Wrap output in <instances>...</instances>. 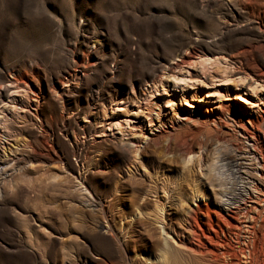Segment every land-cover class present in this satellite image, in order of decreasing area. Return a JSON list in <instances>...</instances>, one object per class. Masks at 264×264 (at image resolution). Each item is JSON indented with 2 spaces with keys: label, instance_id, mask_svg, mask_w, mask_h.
<instances>
[{
  "label": "rangeland",
  "instance_id": "obj_1",
  "mask_svg": "<svg viewBox=\"0 0 264 264\" xmlns=\"http://www.w3.org/2000/svg\"><path fill=\"white\" fill-rule=\"evenodd\" d=\"M256 51L264 0H0V264H173L172 227L150 223L173 204L177 264H264V204L248 242L201 177L218 151L236 202L264 193Z\"/></svg>",
  "mask_w": 264,
  "mask_h": 264
},
{
  "label": "bare ground",
  "instance_id": "obj_2",
  "mask_svg": "<svg viewBox=\"0 0 264 264\" xmlns=\"http://www.w3.org/2000/svg\"><path fill=\"white\" fill-rule=\"evenodd\" d=\"M202 52H208V50H204L203 49ZM254 53H255V58L256 59H258V60L259 59H264V55L261 54L260 52L256 51ZM186 59H187V57L183 56V57H181L180 61L182 63H184V60H186ZM248 67L252 70L251 75H253L254 78H256V79L264 78V70L259 69V68L256 69L257 66H255V65L254 66H250L249 65ZM255 95L256 94L254 93V96ZM237 96L238 95L235 94V95H233V98H238L239 99V97H237ZM181 101L187 102L186 99L180 100V102ZM251 104H254V103L251 102ZM219 108L222 109V105H219ZM173 112H174V110H173ZM173 114H176V113L174 112ZM156 118H157V120L156 119L155 120H156L157 124H155V122L153 121L154 119L153 120L150 119L149 122H150V124H151V126L153 128H158V127L160 128L162 126V122L159 120V118L157 116H156ZM183 118H187V117H183ZM248 126L253 131V127L250 124V122H248ZM245 128L244 127L242 128L243 131H244V135L247 136L248 134H250L251 135L250 138H252L253 135L251 133L247 132L245 130ZM151 139H153V138H151ZM182 144H184V141H182ZM122 150L125 152V154H129V155L131 153H135L136 152L135 148H132L131 146H124L122 148ZM251 150L253 152L255 151L253 147H252ZM190 154H192V151L188 148L186 150V155H190ZM259 157H260V155H259ZM5 158L6 157L0 158V163H3L5 161L4 160ZM260 159H261L262 162H264V148H263L262 157H260ZM15 160L17 161L16 158H10L8 160V162L9 161H15ZM220 161H221V158L219 157V154H218V151H217L215 153L213 162L210 165H207L204 168V173L201 176L202 179H203V184L208 186L209 190H212L214 188V186H215L217 191H218V194H215L214 200L217 203H219L220 205L226 206V208H222V207L219 208V210L216 211V212H218L216 214V216L218 215L219 217L218 216L217 217L220 218V220L223 221L224 224L232 231V235H235V232L241 228L244 231V233L246 234V238H247V240L249 242L252 239L251 238V234H253V224L252 223L257 221L258 216L254 215L252 217V216H249L248 213L250 214V212H252V211L254 212L257 208H260L264 204V193L260 194V192H255L254 194H251V195L246 194L245 195L246 197L243 198L241 201H239V203L236 202L235 201V197L232 195V192H233L234 188L237 185V182H236L237 177L235 175L237 173H241L242 174V172H240V171L238 172L239 169L237 170L236 167H238L239 165H237L236 162H234L233 160L228 159L226 161V163H223V164L220 163ZM223 166L226 167L225 169L228 171V175L230 177L227 178V179L219 180L216 185L212 184V183H209L207 181V177L210 175V172L216 167H220V168L222 167L223 168ZM192 199L196 203L202 202V201L205 200L204 195H202L198 191V189H197V187L195 185H194V189H193V193H192ZM243 204H245V205H243ZM176 207L178 208V204H173L174 211H172V212H170V210L165 211L164 212L165 215H164L163 218L158 215L157 210H154L153 214H152V222H150L151 225H156L158 222H161L167 228L168 227H172V234L175 236V239H176V241L174 240L175 247H172V246L168 245L167 249L163 250L164 252L161 253V257H162L161 260H163V261H168L169 260V261H172L173 264H177V256H178V252L176 250L177 249L176 246H178V218L176 219L174 217V216L177 215ZM240 210L244 211V213L242 214L243 215V219H244L243 221L238 220V216H236ZM141 215H142L143 218H145V217L148 218L149 217V215L144 214V213H141ZM207 219H208V222L210 223V226L212 227L211 223H213V220H212L211 216L208 215ZM216 225H217L218 229H220V230L222 229L221 225H220V223L218 221L216 222ZM107 229H108L110 235L114 236L117 239V236H116V234H114V231H113V229H112V227L110 225L108 226ZM128 239H129L128 241H134V243H137V242L140 241V240L136 241L134 239V235L133 236L131 235L130 238H128ZM148 239H152L153 240L152 234L148 235ZM124 241L126 243L127 240L125 239ZM208 251L210 253L209 260L211 262H213L214 264H219L220 263V256L225 255V253H223V252L218 253V252H215V251H212V250H208ZM226 255H229V254H226ZM251 256L252 255H251L250 250H246L245 253H242L241 254V258L243 259L242 263L243 264H251V258H252ZM91 264H96V262L91 261Z\"/></svg>",
  "mask_w": 264,
  "mask_h": 264
}]
</instances>
